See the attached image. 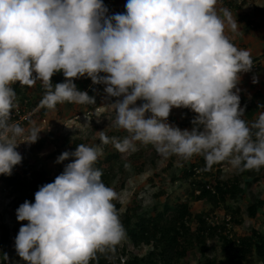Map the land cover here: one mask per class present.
<instances>
[{
    "label": "clouds",
    "instance_id": "1",
    "mask_svg": "<svg viewBox=\"0 0 264 264\" xmlns=\"http://www.w3.org/2000/svg\"><path fill=\"white\" fill-rule=\"evenodd\" d=\"M217 2L0 0V174L11 175L21 163L15 138L25 129L17 122L33 113L10 119L12 85L41 81L42 103L49 108L65 101L95 103L73 82L85 75L105 84L109 96L123 97L111 105L116 124L129 133L113 140L119 151H134L140 142L163 157L202 155L205 171L221 162L239 171L264 167V111L249 125L234 91L253 61L225 34L226 21L233 31L237 25L228 9L217 10ZM115 9L123 12L108 15ZM57 72L66 80L53 88ZM173 107L197 114L190 130L168 123ZM38 134L33 129L25 142H36ZM101 141L109 139L102 135ZM101 154L99 146L85 144L64 152L57 162L73 161L39 188L34 203L17 209V219L28 223L19 229L16 250L28 264H90L97 252L124 238L112 202L116 194L95 167Z\"/></svg>",
    "mask_w": 264,
    "mask_h": 264
},
{
    "label": "trees",
    "instance_id": "2",
    "mask_svg": "<svg viewBox=\"0 0 264 264\" xmlns=\"http://www.w3.org/2000/svg\"><path fill=\"white\" fill-rule=\"evenodd\" d=\"M108 0H103L104 5ZM121 6V0H114ZM238 5H235V7ZM123 7V6H122ZM125 9V7L121 8ZM264 11V8L257 7ZM123 11L115 9L108 11V15L122 13ZM249 25L250 21H247ZM234 44V43H233ZM253 64L252 70L246 72V77H240L244 82L249 80L251 87L258 86L253 83L254 78L258 83H264V52L253 53L251 55ZM101 73L100 75H104ZM246 78V79H245ZM66 78L63 72H57L52 77V87L55 84L65 82ZM73 82L80 91H86L95 98V103H84L87 108L93 109L100 105L103 100V87L106 85L94 84L91 78L86 75L80 78H74ZM16 92L14 107L21 112L32 111V115L44 116L52 108L42 103L46 89L39 80L33 86H22L19 83L13 84ZM240 87V80L237 84ZM236 91V89H234ZM240 96V107L244 109L243 119L249 125L258 118L260 112L264 111V89L258 88L256 91L247 93L244 88L238 92ZM108 100V99H107ZM69 105L78 109L79 113L84 110L75 102H68ZM64 103V102H62ZM57 103L55 106H63ZM179 117L186 118L181 122L182 127L193 126L192 121L196 113L189 108H180ZM177 120L178 117L174 116ZM28 117L26 121H28ZM11 123V120H9ZM21 124L20 122H17ZM122 140V139H118ZM79 144L87 143L82 138L65 137L59 147L49 152L45 158H57L64 152H74ZM105 150L104 156H99L95 167L102 172V182L112 188L113 180L118 173L130 167L136 174H142L146 170L148 163L144 148L140 147L133 152H121L115 146H110ZM46 148V140L39 141L37 145L30 148L31 154L16 169H12L11 175L0 174V191L6 192L11 197V205L17 211L19 206L25 201L35 202V193L39 188L47 183L54 182L55 178L63 173L65 166L71 163L74 158L70 157L62 163H58L55 173L37 164L36 160L39 153ZM23 161V160H22ZM180 173L173 172L169 179L174 182L178 180H187L190 183L187 189V197H177L175 201L167 198L162 200V205L155 203L152 208L143 205V200L135 202L122 209L120 202H115L114 206L119 219L124 226L126 241L123 247L117 244L114 248H108L104 252H97L91 259L90 264H121L123 257L125 264H189L187 260L191 253L199 254L200 258L197 264H264V231H261L255 225L250 231H242L240 234L235 231L236 224L243 222L240 215L241 207L233 204L245 193L243 181L251 176H256L255 181L259 180L257 173L263 172L264 167L239 171L234 170L231 175H223L222 167L227 162L217 163L210 170H203L206 167L205 159L202 155L193 156L190 162L184 160ZM118 164V165H117ZM172 166V163H169ZM128 169V170H129ZM183 182V181H182ZM247 182V180L245 181ZM253 181H248L249 185ZM125 181L121 182L124 188ZM165 189H161L154 194V197L161 200L162 196L167 197ZM199 201L207 204L208 208L194 211L190 201ZM224 209V216L218 217L216 210ZM249 215L257 219L264 215V195L257 198L255 202H249ZM0 237L1 257L0 264H8V244L11 241L12 229L6 222L3 215ZM218 240L219 243L210 245L211 240ZM147 247L148 252L140 255L137 251L142 247ZM220 249L224 258L218 255H210V250Z\"/></svg>",
    "mask_w": 264,
    "mask_h": 264
},
{
    "label": "rangeland",
    "instance_id": "3",
    "mask_svg": "<svg viewBox=\"0 0 264 264\" xmlns=\"http://www.w3.org/2000/svg\"><path fill=\"white\" fill-rule=\"evenodd\" d=\"M226 3H230L232 7L235 5H241V15L249 14L252 18L257 21L264 19V15L259 12H264L258 10L259 8H264V0H223ZM127 3V0H123L122 4ZM243 10V11H242ZM228 31L232 29L228 26ZM253 74H256L255 69L250 70ZM106 75V74H104ZM246 72H241L240 77H246ZM246 79V78H245ZM251 82L249 80L245 81L240 79V87L236 88V91H240L241 88H244L247 93L256 91L258 88L264 89V83H257L258 86L251 87ZM105 85V84H103ZM106 86L103 87V100H101L98 107L93 109L87 108V106L79 104L80 107H83L84 110L79 113L78 109L74 106L69 105V103H62L63 106H55L44 116H30V119L25 122L21 121L20 125L25 129V135L16 137L15 142L18 144L16 151H18L22 160L20 164H17L13 167L16 169L19 167L25 159L29 158L31 154L30 148L33 145H37L39 141L43 139L46 140V148L42 150L36 162L39 165L46 167L50 173H55L58 168L57 158L47 159L45 156L53 151L55 148L59 147V144L64 141L65 137L82 138L88 146H99L102 154L104 156L105 150L108 149V143H111L110 146H115L113 140L124 139L129 133L120 128L116 124V112L111 107L117 100L123 99V97H112L109 96L105 91ZM108 99V100H107ZM143 101H137V105L142 104ZM180 108L173 107L168 117V123L173 126L179 127L181 130L191 129L193 126L182 127L181 122H184L186 118L179 117L178 112ZM177 116L178 119L175 120L172 117ZM35 129L38 134V139L34 143L25 142L30 139V132ZM107 136L109 139L108 143H103L101 141V136ZM144 148L146 162V170L142 174H136L132 167L131 169L127 168L118 173L117 177L113 180V187L111 188L115 192V198L113 199V204L115 202H120L122 204V209L120 211H125L127 207L133 205L137 201L143 200V205L149 208L155 203L162 205V200L166 198L170 201H175L177 197H187V189L190 186L189 181L187 180H178L172 182L169 177L173 172H176L178 175L181 171V167L184 164L182 157L172 155L169 157L161 156L155 147L151 144L144 145L140 142H136V149ZM130 152H133L130 150ZM191 159L186 160L190 162ZM169 163H172V166H169ZM118 165V164H117ZM224 168L223 175L228 177L231 175V172L236 170L231 168L228 164L222 166ZM129 169V170H128ZM263 172L257 173L259 180L255 181V177L251 176L246 178L243 181V187H245V193L237 201H234L233 204L241 207L240 215L243 222L236 224L235 231L241 233L242 231H250L252 226L258 227L261 231H264V215L259 216L257 219L252 218L249 215V202H255L257 198L264 195V178L261 177ZM253 181L251 185L247 182ZM125 181L124 188L121 187V182ZM161 189H165L168 193L167 197L162 196L161 200L154 197V194ZM11 197L6 195V192L0 191V215H3L6 218V222L10 225L12 231L11 241L8 244V264H28L27 261H24L19 257L16 250V237L18 235L19 229L21 226L26 225L28 221H19L17 219V211L13 209L11 203ZM192 209L194 211L205 210L208 208L207 204L199 201H190ZM218 217H223L224 209L216 210ZM2 222V216H0V226ZM2 234V228L0 227V237ZM126 241V235L119 243L120 247H123ZM219 241L211 240L210 245L218 244ZM140 255H145L148 252L147 247H142L137 251ZM210 255H218L219 258H224L223 253L220 249L210 250ZM200 256L199 254L191 253L188 257L189 264H197ZM2 262L1 257V247H0V263ZM224 264H230L225 262ZM255 264V263H253Z\"/></svg>",
    "mask_w": 264,
    "mask_h": 264
},
{
    "label": "crops",
    "instance_id": "4",
    "mask_svg": "<svg viewBox=\"0 0 264 264\" xmlns=\"http://www.w3.org/2000/svg\"><path fill=\"white\" fill-rule=\"evenodd\" d=\"M217 10L228 9L231 13L232 19L236 22V30L228 31L227 21H226V32L225 34L234 43L235 46L241 49L248 50L250 54L253 53H263L264 52V19L257 21L252 18L251 15H241V5L238 7L228 6L223 0H218ZM243 11V10H242ZM264 15V12H259ZM222 15V13H221ZM247 21H250L251 24ZM230 27V26H229Z\"/></svg>",
    "mask_w": 264,
    "mask_h": 264
},
{
    "label": "built area",
    "instance_id": "5",
    "mask_svg": "<svg viewBox=\"0 0 264 264\" xmlns=\"http://www.w3.org/2000/svg\"><path fill=\"white\" fill-rule=\"evenodd\" d=\"M26 116H27V114H24L22 116V112L18 108H15L14 110H11L10 119L15 120L16 118H19L21 120V119L25 118ZM121 264H125L124 258L122 259Z\"/></svg>",
    "mask_w": 264,
    "mask_h": 264
}]
</instances>
